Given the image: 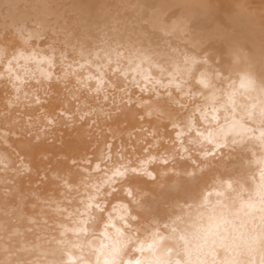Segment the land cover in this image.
<instances>
[{"label":"bare ground","instance_id":"bare-ground-1","mask_svg":"<svg viewBox=\"0 0 264 264\" xmlns=\"http://www.w3.org/2000/svg\"><path fill=\"white\" fill-rule=\"evenodd\" d=\"M209 5L213 7L209 8ZM180 20L188 21L186 34L165 36L158 30L159 24ZM17 27L41 31L42 36L25 46L16 33ZM117 34L150 37L151 47L156 49L159 45L157 50L165 55L175 49L176 57L204 51L210 52L213 60L223 57V64H215L213 60L209 61L211 67L197 64L194 68L197 76L200 71L225 67L233 48L239 49L257 74L264 68V0H0V42L8 45L9 57L14 51L23 52L25 56L33 51L38 54L36 60H19L23 67L16 71L22 76L26 71L29 73L22 84L17 82L19 92L11 84L0 82V159L4 161L0 163V261H31L48 247L56 235L55 204L67 208L68 212L83 211L80 201L87 200L85 187H80L79 193L73 192L69 203L55 177L59 174L79 181L81 173L91 172L99 158L109 152V146L111 155L116 159L124 156L126 163H138L151 153L157 160L150 167L161 170L164 165L159 157L168 156L167 167L174 172L165 177L170 206L162 213L159 226L165 236L169 230L164 225L170 223V218L182 215L188 220L189 213L193 217L197 215L196 205L201 203L202 196H207L212 203L217 200L231 202L229 193L216 195L219 188H214L213 177L238 167L241 153L233 152L231 157L223 160L217 157L209 162L203 179L189 182L182 175L183 169L191 165L188 155L196 159L202 146L188 144L185 140V146L192 151L182 153L168 118L158 119L142 111L141 98L146 102L150 93H142L132 83L135 73L131 69L127 80L121 78L125 92L107 88L106 92L96 93L77 83L79 77L90 88L95 87V80L86 78L99 75L98 67L106 63L101 51L103 41ZM66 36L72 44L85 42L93 52L90 59L96 62L85 63L71 47L66 48ZM13 45L17 47L13 48ZM52 48L56 50L54 65L50 68L46 62L38 63L41 57L53 55ZM61 51L66 53L63 60ZM97 52L100 54L98 60ZM42 70L51 72L53 79L44 80ZM100 71H107L106 81L115 79L110 69L100 68ZM164 82L167 83V76ZM214 83L221 90L218 95H223L228 83L219 80ZM188 87L195 89L198 86L195 81H190ZM196 100L203 103L200 96ZM193 107L190 105L184 114H191ZM53 110L57 120L54 125H47L44 118ZM208 111V121H211L210 106ZM216 115L218 120L208 123L200 121L197 112L198 127L203 130L217 123L225 124L226 115L231 121V114L223 109ZM236 119H240L239 112ZM249 149L243 154L246 159H253V153L259 155L258 144L249 145ZM21 161L31 169L30 174L18 173ZM74 161L78 167L74 166ZM251 171L258 181L256 164L251 165ZM100 175L103 176V172ZM93 182L99 180L93 176ZM119 186V182L114 185L116 189ZM103 187L107 188V185ZM143 187L149 191L152 185L143 184ZM117 196H108L105 200V218L109 213L116 218L121 214L120 206L127 203V199L122 191H118ZM154 198L153 195L149 199ZM131 223L134 229H140L133 233V243L136 240L151 243V226H147L146 221L143 222L145 227ZM188 223L191 224V220ZM125 251L126 259L140 256L131 246ZM143 255L147 257L148 251L145 250ZM218 255L223 257V250Z\"/></svg>","mask_w":264,"mask_h":264},{"label":"snow or ice","instance_id":"snow-or-ice-1","mask_svg":"<svg viewBox=\"0 0 264 264\" xmlns=\"http://www.w3.org/2000/svg\"><path fill=\"white\" fill-rule=\"evenodd\" d=\"M157 27L165 36H179L186 34L188 21L159 24ZM16 33L25 46L42 36L41 31H27L23 27H17ZM103 43L101 51L104 52L106 63L98 67V76L88 75L86 78L95 80V87L90 88L79 77L77 83L96 93L106 92L107 88L125 92L121 78L127 80L131 69L135 73L132 83L142 93H150L146 102L141 98L142 111L158 119L168 118L182 153L189 154L192 151L185 146V140L188 144L202 146L196 159L188 155L191 165L183 169L182 175L189 182L203 179L209 162L217 157L223 160L231 157L233 152L241 153L238 167L213 177L214 188H219L216 195L229 193L231 202L217 200L212 203L207 196H202L201 203L196 205L197 215H188L191 224L182 215L170 218V223L164 225L169 230L165 236L159 231L162 213L170 206L165 177L174 172L167 167L168 156L160 155L164 165L161 170L150 167L157 160V156L151 153L138 163H126L124 156L114 158L109 146V152L99 158L91 172L86 170L81 173L79 181L75 177L70 179L59 174L55 177L69 203L72 193H79L80 187H85L87 200L80 201L83 211L77 209L68 212L67 208L55 204L53 223L56 225V235L51 238L48 247L38 255L33 252L36 255L34 260H7L4 264H264V68L257 74L239 49L233 48L225 67L200 71L197 76L194 71L197 64L211 67L209 61L213 57L208 51L197 55L184 53L176 57L175 49H172L171 54L165 55L163 51L157 50L159 45L156 49L151 47V38L147 36L133 38L117 34L107 37ZM0 44H4L0 47V82L11 84L19 92L17 82L22 84L25 76L29 75L27 71L23 76L16 71L23 67L19 60H36L38 54L33 51L31 55L25 56L23 52L14 51L9 57L8 45L4 42ZM12 47L16 48L17 45ZM65 47H71L72 52L78 53L85 63L96 62L90 59L93 52L83 41L72 44L66 36ZM51 50L53 55L41 57L37 62H46L51 68L56 60V50ZM65 55V51H61L62 60ZM95 57L97 60L100 58L99 52L95 53ZM213 63L223 64V57L213 60ZM100 68L110 69L115 79L106 81L104 77L108 73L100 71ZM41 76L44 80L53 79L51 72L42 70ZM165 76L167 83L164 82ZM214 80L228 83L223 95H218L221 90L216 87ZM190 81H195L198 87H188ZM197 96L202 97V104L197 102ZM35 102L38 103L39 99L36 98ZM190 105L194 106L193 111L184 114ZM209 106L211 121L218 120L216 113L221 109L231 114V121L226 115L225 124L217 123L212 128L201 130L196 113H200V121L211 123L208 121ZM237 112L240 119H236ZM44 119L47 125H54L57 120L55 110ZM153 138H156L155 134ZM253 143L260 146L259 155L253 153V159H246L243 154L250 150L249 145ZM0 163L4 161L0 159ZM73 163L78 167L75 161ZM252 164L257 165L258 181L251 171ZM17 171L30 174L31 169L21 161ZM93 176L99 180L98 183L93 182ZM145 177L147 180H144ZM141 181L143 184L151 183V190L145 191ZM117 182L119 189L114 187ZM105 185L107 188L103 187ZM118 191L124 193L127 203L121 204L122 212L118 218L112 213L105 218L107 209L104 202L108 196L118 198ZM153 195L155 198L150 200ZM145 221L152 228L151 243L139 240L133 243V233L140 229H134L131 222L145 227ZM129 246L140 256L126 259L125 250ZM145 250L149 253L147 257L143 255ZM220 250L224 252L223 257L218 255Z\"/></svg>","mask_w":264,"mask_h":264},{"label":"clouds","instance_id":"clouds-1","mask_svg":"<svg viewBox=\"0 0 264 264\" xmlns=\"http://www.w3.org/2000/svg\"><path fill=\"white\" fill-rule=\"evenodd\" d=\"M213 7L212 5H209V8ZM5 261H0V264H4Z\"/></svg>","mask_w":264,"mask_h":264}]
</instances>
